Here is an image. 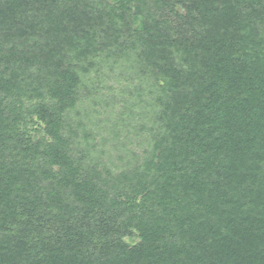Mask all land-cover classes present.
Instances as JSON below:
<instances>
[{"label": "trees", "instance_id": "16d2710c", "mask_svg": "<svg viewBox=\"0 0 264 264\" xmlns=\"http://www.w3.org/2000/svg\"><path fill=\"white\" fill-rule=\"evenodd\" d=\"M0 264H264V0H0Z\"/></svg>", "mask_w": 264, "mask_h": 264}, {"label": "rangeland", "instance_id": "374dc122", "mask_svg": "<svg viewBox=\"0 0 264 264\" xmlns=\"http://www.w3.org/2000/svg\"><path fill=\"white\" fill-rule=\"evenodd\" d=\"M113 116H114V114L113 113H111ZM104 136H107L108 138H110V139H112L113 137H111V133H109V132H104ZM120 138H118L116 141H123L125 138H124V136L122 135V139H120ZM130 140H131V143H129V145H127V146H130L131 144L132 145H134V146H132V147H135V146H137V144H138V140H137V138H135V137H131L130 138ZM107 149H109L108 150V154L109 153H111L112 155H113V160H114V162L116 163V162H118L120 159V154H123L124 155V151L122 150V148H121V150H116L115 148H113V147H111L110 145H109V143L107 144ZM120 153V154H119Z\"/></svg>", "mask_w": 264, "mask_h": 264}]
</instances>
